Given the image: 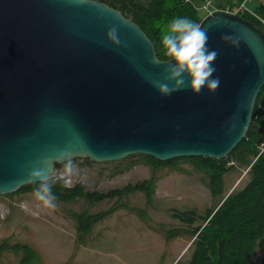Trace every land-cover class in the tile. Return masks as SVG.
<instances>
[{
    "label": "water",
    "instance_id": "water-1",
    "mask_svg": "<svg viewBox=\"0 0 264 264\" xmlns=\"http://www.w3.org/2000/svg\"><path fill=\"white\" fill-rule=\"evenodd\" d=\"M116 25L120 45L106 39ZM220 84L162 96L170 61L104 0H0V195L47 179L64 156L223 159L243 140L264 86V30L241 16L200 24Z\"/></svg>",
    "mask_w": 264,
    "mask_h": 264
},
{
    "label": "rangeland",
    "instance_id": "rangeland-1",
    "mask_svg": "<svg viewBox=\"0 0 264 264\" xmlns=\"http://www.w3.org/2000/svg\"><path fill=\"white\" fill-rule=\"evenodd\" d=\"M205 3L200 5L202 14L209 13ZM258 4L259 0H252L246 6L254 11ZM142 156L100 163L75 157L77 171L68 185L107 193L151 182L149 197L145 191H134L95 204L77 198L70 203L57 201V208L49 210L32 192L0 195V245H28L36 252L32 264H190L193 241L188 231L201 223L199 218L209 209L247 183V170L231 162L223 192L213 194L208 175L192 161L180 158L155 168ZM61 168L62 164L52 178L59 177ZM84 211L107 215L80 239L72 213ZM191 212L196 214L193 223L185 221V213ZM263 257V250L257 249L249 264H262ZM20 258V254L6 252L0 264H20Z\"/></svg>",
    "mask_w": 264,
    "mask_h": 264
},
{
    "label": "trees",
    "instance_id": "trees-1",
    "mask_svg": "<svg viewBox=\"0 0 264 264\" xmlns=\"http://www.w3.org/2000/svg\"><path fill=\"white\" fill-rule=\"evenodd\" d=\"M211 1L214 5L224 7L235 5L243 0H104L105 3L119 10L123 16L138 24L153 42L157 58L161 61H171L160 43L162 34L167 30L170 20L179 15L190 17L201 24L209 14H202L200 5ZM256 13L264 18V5L255 7ZM264 30L262 23L248 13L239 14ZM264 104V86L256 101L253 117L246 136L226 159L205 157H188L198 170L209 177V187L213 194L223 192L224 177L233 168L231 162L245 167L249 177L247 183L238 190H233L220 204L209 209L199 218L201 223L188 232L192 238V259L190 264H249L257 249L264 252V112L259 108ZM149 164L158 168L174 164L178 159L160 161L148 155L142 156ZM57 201L70 203L77 198H83L91 204L105 199L123 197L134 191H145L148 197L153 192L152 183L127 185L123 189L107 193L89 192L80 184L64 185L59 177L48 179ZM39 182L27 184L16 192H32ZM12 194V193H11ZM107 213V212H106ZM104 212L89 214L72 213L79 238L87 234L95 224L102 221L107 214ZM189 223H193L196 214L185 213ZM194 216V217H193ZM170 233L173 234L171 231ZM177 234V233H176ZM6 252L20 254V264H32L36 252L28 245H0V256ZM262 264H264V257Z\"/></svg>",
    "mask_w": 264,
    "mask_h": 264
},
{
    "label": "clouds",
    "instance_id": "clouds-1",
    "mask_svg": "<svg viewBox=\"0 0 264 264\" xmlns=\"http://www.w3.org/2000/svg\"><path fill=\"white\" fill-rule=\"evenodd\" d=\"M106 39L113 45L122 42L118 36L116 25L106 31ZM208 34L205 28L190 17L179 15L173 17L162 34L160 43L171 61L165 67L166 75L163 81H155L153 86L162 96H169L176 91L183 90L186 86L192 94H199L202 89L214 92L220 78L214 75L216 66L213 63L217 52L207 46ZM60 163L62 168L59 179L68 185L76 174V165L71 156H64ZM34 181H39L32 190L34 198L49 210L57 208V196L52 190L53 182L47 179V170L42 164L34 166L28 173Z\"/></svg>",
    "mask_w": 264,
    "mask_h": 264
},
{
    "label": "built area",
    "instance_id": "built-area-1",
    "mask_svg": "<svg viewBox=\"0 0 264 264\" xmlns=\"http://www.w3.org/2000/svg\"><path fill=\"white\" fill-rule=\"evenodd\" d=\"M252 0H243L242 2L235 4V5H228L226 7H224L223 9H214L215 7H212V2L211 1H206L205 3V8L209 11L208 14H213L215 12H227L231 15H237L239 16V14L242 13H248L252 16H254L256 19H258L263 27H264V18L262 16H260L258 13H256V11L254 10H250L249 8H247L246 4L247 2H251ZM260 4L264 5V0H259ZM263 112H264V104L260 105L259 107ZM263 150H264V146H263Z\"/></svg>",
    "mask_w": 264,
    "mask_h": 264
}]
</instances>
